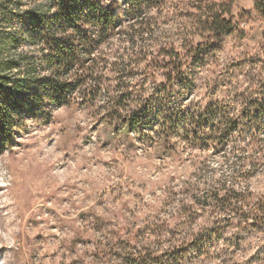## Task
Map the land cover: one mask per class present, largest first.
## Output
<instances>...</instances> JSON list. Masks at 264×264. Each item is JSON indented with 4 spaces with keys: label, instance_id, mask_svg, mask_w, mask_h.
I'll return each instance as SVG.
<instances>
[{
    "label": "rangeland",
    "instance_id": "374dc122",
    "mask_svg": "<svg viewBox=\"0 0 264 264\" xmlns=\"http://www.w3.org/2000/svg\"><path fill=\"white\" fill-rule=\"evenodd\" d=\"M45 1L0 0L17 14L9 20L0 16V32L15 33L20 49L27 50L31 28L41 23L30 13ZM99 1L116 12L129 7L128 0ZM205 1L216 2L234 23L220 41L195 33L196 0H160L146 10L157 19L155 51L173 44H212V51L184 63L185 83L166 82L171 66L156 71L146 91L156 89L154 121L141 132L122 134L116 125L102 123L104 96L93 107L79 100L30 111L26 103L37 89L26 88L22 76L18 88L13 81L6 85L0 107V264H101L107 245L131 234L138 237L134 248L149 247L158 255L189 239L186 264H264L260 221H249L247 230L229 228L226 215L213 213L220 203L216 189L246 194L247 209L264 201V128L251 145L257 128L240 139L229 132L222 145L210 149L192 142L183 127H171L170 136L163 129V115L173 110H264V15L255 8L261 0ZM123 38H113L114 51L127 48ZM144 38L151 43L150 36ZM164 59L159 56L151 70L142 63L138 75ZM203 135L213 136L208 130ZM235 143L241 149L235 150ZM213 219L224 231L210 245L215 258L209 260L199 254L205 244L197 247L193 239L212 229ZM123 247L115 246L112 263L120 264Z\"/></svg>",
    "mask_w": 264,
    "mask_h": 264
},
{
    "label": "trees",
    "instance_id": "16d2710c",
    "mask_svg": "<svg viewBox=\"0 0 264 264\" xmlns=\"http://www.w3.org/2000/svg\"><path fill=\"white\" fill-rule=\"evenodd\" d=\"M128 1L129 7L125 12H116L99 0H46L45 4L30 13L39 15L36 20H41V23L31 28L34 34L25 40L27 50L20 49L22 42L15 33L0 32V107L4 105L2 98L9 92L6 85L13 81L14 87L18 88L20 83L17 76H22L26 88L37 89L26 103L30 111H42L47 105L67 107L79 100L80 105L93 107L104 96L101 109L106 114L101 119L102 123L116 125L122 134H128L133 129L141 132L145 126H150L154 121L151 113L156 89L148 95L146 91L156 71L171 66L173 68L166 72V82L174 84L181 79L185 83L184 63L198 60L212 51V44L181 48L173 44L170 50L161 47L158 52L155 51L157 44L153 40V29L157 19L149 16L146 10L160 0ZM220 7L214 1L196 0L192 21L195 33H206L211 41H220L231 34L234 23L225 18L228 12L220 10ZM255 8L264 15V0L258 2ZM0 16L6 20L17 18L12 6L4 3L0 4ZM116 36L124 37L122 41L127 48L120 46L117 51L112 49L111 41ZM146 36L151 37L150 44L144 43ZM105 47L110 53L105 52ZM180 49L185 50V54H181ZM113 55L115 60L111 62L109 57ZM161 55H165L168 60H162L152 72L143 71L145 77L138 75L142 63L147 62V68L151 70L150 66L158 63L157 59ZM8 75L14 79L10 80ZM163 117V129L169 136L171 127H183L192 142L205 144V149L222 145L229 132L235 131L236 137L240 139L249 129L257 128L252 129L251 145L259 137L260 128H264V110L258 108L243 111L225 108L189 112L173 110ZM206 130L213 136L203 135ZM234 148L241 149L237 143ZM214 197L220 203L218 210L213 213L226 215L229 228L247 230L251 220H258L264 226V201L257 208L247 209L246 194H236L229 189L222 194V190L216 189ZM188 208L187 213L191 214L193 208ZM214 219L212 229L195 235L193 239V245L197 247L205 244L199 254L209 260L215 258V253L209 249L210 245L216 235L224 231L219 219ZM137 240L138 237L132 234L125 241L113 239L100 254L101 264H114L111 259L114 258L117 244H125L124 254L117 257L120 264H186L185 249L189 239L160 255L149 247L134 248L133 244Z\"/></svg>",
    "mask_w": 264,
    "mask_h": 264
}]
</instances>
